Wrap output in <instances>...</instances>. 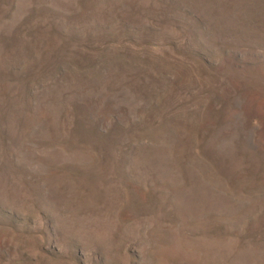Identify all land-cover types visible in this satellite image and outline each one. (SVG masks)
I'll return each mask as SVG.
<instances>
[{
  "label": "rangeland",
  "instance_id": "1",
  "mask_svg": "<svg viewBox=\"0 0 264 264\" xmlns=\"http://www.w3.org/2000/svg\"><path fill=\"white\" fill-rule=\"evenodd\" d=\"M0 264H264V0H0Z\"/></svg>",
  "mask_w": 264,
  "mask_h": 264
}]
</instances>
